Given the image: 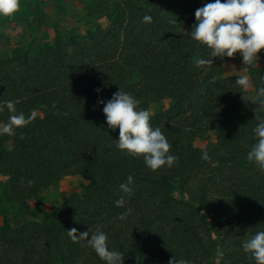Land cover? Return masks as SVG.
<instances>
[{
    "label": "trees",
    "instance_id": "trees-1",
    "mask_svg": "<svg viewBox=\"0 0 264 264\" xmlns=\"http://www.w3.org/2000/svg\"><path fill=\"white\" fill-rule=\"evenodd\" d=\"M205 2L211 0H125L105 27L0 59V101L17 102V111L32 117L13 136H0L6 197L19 202L62 175L85 179L54 217L0 229V264H105L86 241L67 234L97 225L123 264H255L242 243L264 231V170L246 157L264 112L249 113L204 147L195 144L230 116L242 94L235 83L241 75L218 73L226 57L213 58L207 73L194 64L210 54L190 35ZM145 15L153 21L143 23ZM251 82L256 91L264 86V66ZM119 88L147 110L152 101H171L150 123L171 143L173 167L152 171L142 155L117 149L119 129L108 128L97 101ZM10 115L5 109L0 122ZM205 151L211 162L201 158ZM129 175L133 194L116 207Z\"/></svg>",
    "mask_w": 264,
    "mask_h": 264
},
{
    "label": "clouds",
    "instance_id": "clouds-1",
    "mask_svg": "<svg viewBox=\"0 0 264 264\" xmlns=\"http://www.w3.org/2000/svg\"><path fill=\"white\" fill-rule=\"evenodd\" d=\"M21 0H0V16H11L18 12ZM196 23L190 33L191 38L206 45L210 49L208 58H196L194 64L205 73L214 64L213 58L233 57L237 52L242 57L243 64L252 66L259 60L258 53L264 49V0H211L195 11ZM153 18L145 15L143 23H151ZM177 23V21H172ZM247 68V67H246ZM235 83L242 88H251L252 83L247 75L237 77ZM99 94L100 88L96 89ZM257 95L261 97L259 104L264 105V86H260ZM13 101H0V113L5 109L11 114L6 122H0V136H13L16 129L27 126L32 121L31 116L18 112ZM98 104H103V113L109 129H119L116 147L122 152H127L135 157L143 156L145 165L152 171L161 167L171 168L178 157L171 154V143L163 134L160 127L151 123L149 110L140 108V101L134 96L119 88L111 99H98ZM256 142L247 152L246 159L255 163L264 170V119H259L253 129ZM211 162L205 151L201 157ZM215 166V164H213ZM29 184L32 181L28 182ZM134 178L127 177L126 182L119 184V198L115 206L124 208L134 191ZM132 212L126 208L118 219L124 220ZM68 236L73 241H86L105 264H123V255L120 251L109 248V236L102 225L95 229L78 232L76 228L67 230ZM245 253L251 254L255 264H264V231H257L242 243ZM169 264H189L186 259L173 258Z\"/></svg>",
    "mask_w": 264,
    "mask_h": 264
},
{
    "label": "rangeland",
    "instance_id": "rangeland-1",
    "mask_svg": "<svg viewBox=\"0 0 264 264\" xmlns=\"http://www.w3.org/2000/svg\"><path fill=\"white\" fill-rule=\"evenodd\" d=\"M125 0H21L18 12L11 16H0V59L18 54L23 50L30 53L42 46L52 44L55 38L66 40L71 36H82L88 30L105 27L114 10ZM254 65L243 64L239 52L226 57L218 73L221 76L232 74L247 75L264 66V49L259 53ZM247 67V68H246ZM252 83V82H251ZM262 99L252 84L242 88L235 110L229 117L216 124L212 129L195 138V144L204 147L215 141L220 133L240 124L251 112L261 110ZM169 99L152 101L148 110L154 115L169 106ZM4 176L0 175V229L23 221H45L54 217L60 210L64 199L81 193L85 179L78 174L62 175L36 195L28 196L19 202L10 201L3 190ZM174 195L180 198L175 189Z\"/></svg>",
    "mask_w": 264,
    "mask_h": 264
}]
</instances>
